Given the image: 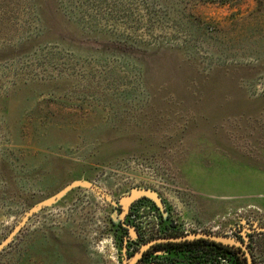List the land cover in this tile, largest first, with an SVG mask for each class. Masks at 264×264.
Instances as JSON below:
<instances>
[{"label": "rangeland", "instance_id": "1", "mask_svg": "<svg viewBox=\"0 0 264 264\" xmlns=\"http://www.w3.org/2000/svg\"><path fill=\"white\" fill-rule=\"evenodd\" d=\"M72 182L96 191L33 215L0 264H122L135 189L184 228L263 227L264 0H0V242Z\"/></svg>", "mask_w": 264, "mask_h": 264}, {"label": "flooded vegetation", "instance_id": "2", "mask_svg": "<svg viewBox=\"0 0 264 264\" xmlns=\"http://www.w3.org/2000/svg\"><path fill=\"white\" fill-rule=\"evenodd\" d=\"M136 191L148 190L135 189L128 195L123 197L119 202V213L121 215V218L128 223V227L124 228L122 222H118L117 224H115V232L119 234V238L121 232L124 229H128L133 237L134 243L127 242L128 247L125 246L124 242L123 245H119L120 247H122V252L126 250H124L125 247L128 248L126 254L124 253V259L129 260L140 249L141 246L150 242L167 238H180L190 235L207 234L241 242L244 249L236 246L225 245L239 249L241 264H264V226L261 228L258 227V223L260 221L259 219L248 218L245 220V223L241 227L224 235L214 234V231H211V228L208 226L196 228L194 226L187 225L186 228H184L183 224H180L176 219L171 218V212L168 209L166 203L153 191L151 192L156 195L159 204L151 199L140 198L126 206V198L131 196ZM143 205H146V214L138 213V211L142 210V208L144 207ZM150 213H152L154 216L151 229H148V231H145L143 229V231L141 229L142 224L139 223L140 219H138V216H142V214L149 215ZM189 241L154 243L149 247V249L143 254V257L136 264H232L230 259L220 254L207 255L202 260L187 259L184 258V254L186 253L184 250L187 249L186 247L179 246L174 248L173 246H168L171 244H178Z\"/></svg>", "mask_w": 264, "mask_h": 264}, {"label": "water", "instance_id": "3", "mask_svg": "<svg viewBox=\"0 0 264 264\" xmlns=\"http://www.w3.org/2000/svg\"><path fill=\"white\" fill-rule=\"evenodd\" d=\"M81 187H86L88 189H91L93 191H96V188L93 187L90 183H83V182H72L68 185H66L64 188H62L60 191L55 193L54 195L50 196L49 198L39 202L35 206H33L29 211H27L20 222L12 229V231L0 242V254L9 247L11 243L16 239V237L22 232V230L26 227L29 219L35 215L36 213L42 211L45 208H48L54 204H56L58 201L65 198L70 192H72L74 189H78ZM99 193V191H98ZM140 198H147L155 201L157 204H159L158 198L156 195L151 191H136L131 196L126 198V206L131 204L132 202L140 199ZM196 239H207L216 243H220L223 245H230V246H236L241 249H244L241 242L235 241L232 239L220 237V236H211L207 234H198V235H190L186 237H180V238H167L163 240H158L154 242H150L148 244H145L140 247V249L129 259H124L123 264H136L138 261L143 257V254L149 249L151 245L154 243L159 242H180V241H189V240H196Z\"/></svg>", "mask_w": 264, "mask_h": 264}, {"label": "trees", "instance_id": "4", "mask_svg": "<svg viewBox=\"0 0 264 264\" xmlns=\"http://www.w3.org/2000/svg\"><path fill=\"white\" fill-rule=\"evenodd\" d=\"M119 242L121 245H123L124 242L125 246L127 247V242L134 243L132 234H130V231L128 229H124L121 232ZM168 246H173L174 248L179 246L186 247L187 249H185L184 251L188 254L185 253L184 258L187 259L202 260L207 255L220 254L230 259L232 264H241L240 251L238 248L213 243L207 240H195L178 244H171ZM124 250V253L126 254L128 248L125 247Z\"/></svg>", "mask_w": 264, "mask_h": 264}]
</instances>
